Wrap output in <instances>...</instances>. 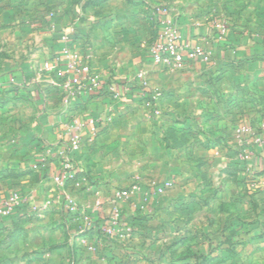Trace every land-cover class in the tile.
I'll return each mask as SVG.
<instances>
[{
    "label": "rangeland",
    "instance_id": "obj_1",
    "mask_svg": "<svg viewBox=\"0 0 264 264\" xmlns=\"http://www.w3.org/2000/svg\"><path fill=\"white\" fill-rule=\"evenodd\" d=\"M89 1L0 0V154L40 134L41 102L22 75L29 68L40 71L44 62L40 61L43 58L42 45L49 41L50 35L60 36L62 28H71L64 32L71 34L73 43L76 44L75 30L78 36L82 35V44L86 46L94 30L95 23L92 22H96L90 13L85 12L87 7L104 8L106 17L99 14L96 19L110 20L114 34L127 27L126 12L118 14L116 11L118 1L100 0V3L94 2L96 4H89ZM123 1L124 9L129 6L142 11L166 8L171 12L188 13L192 19L213 26L223 24L231 34L251 38L258 46L254 54L235 59L221 68L215 79L208 80L211 84L208 95L199 106L192 104L189 112L169 113L144 107L141 120L149 128L140 129L141 143L138 146L128 145L130 140L126 139L127 152H133L132 155L135 152H145L147 156L154 154V136H157L159 144L176 151L178 157L182 154L181 147L187 144L190 156L195 157L192 153L200 144H208L207 141L214 140V136L225 142L245 124L252 125L254 136L264 139V0ZM82 44L75 46L78 52L85 49L88 52L92 48L89 45L79 49ZM238 144V147L243 146ZM257 147H251L252 154L256 153ZM110 149L113 152L117 147L113 145ZM202 156L177 162L176 170H183L179 168L184 166L183 175L176 176L172 183L165 178V161H159L153 178L146 175L149 171L143 170L141 174L138 167L147 165L148 160L124 161L125 175L118 171V175L112 178L115 173L112 164L117 166L120 163L115 161L116 157L114 161L103 158L102 164H109L106 171L110 176L92 178L97 181L95 183L108 186L111 197L113 192L127 189L134 183L139 186L140 180L142 185L139 187L142 188L143 180H146L147 192L139 200L144 210L135 214L151 220L149 225L142 226L143 232L152 234L151 240L141 242L142 252H145L141 255L142 261L148 263L149 259H154L155 264H264V190L258 186L256 178L225 160L224 155L214 153L213 156L218 157L216 160L204 156V153ZM169 182L161 193L155 191ZM99 196V193L92 195V201L97 202ZM121 210L124 208L113 207L109 217L113 218L115 214L119 218L121 215L130 216ZM21 226L26 225L20 224L7 233L0 230V264H102L100 243L106 237L98 231H95L97 237L88 241L85 248L76 247L74 251L65 252L60 249V244L42 247L41 240L49 237L47 232L38 230L40 226L29 227V233L19 230ZM74 232L78 234V230ZM148 250L151 257L147 255Z\"/></svg>",
    "mask_w": 264,
    "mask_h": 264
},
{
    "label": "crops",
    "instance_id": "obj_2",
    "mask_svg": "<svg viewBox=\"0 0 264 264\" xmlns=\"http://www.w3.org/2000/svg\"><path fill=\"white\" fill-rule=\"evenodd\" d=\"M115 1L119 3L117 13L126 12L127 15L128 24L123 31H116L117 34H114V26L110 20L96 19L99 14H102V18L107 15L106 10L99 9L100 7L85 9L96 21L92 22L95 26L92 28L91 40H84L88 43L86 46L92 45L88 52L82 44V35L78 36L73 31L76 39L74 46L82 44L79 49L83 47L85 50L79 52L88 57L92 70L101 77L103 86L98 92L72 98L62 89L61 80L56 74L35 72L29 68L22 75V79L35 91L38 102H41L40 134L27 143L13 145L7 152L0 154V202L13 191H18L23 197V202L10 215L0 217V230L7 233L24 224L26 226H21L19 230L29 233V227L40 226L38 230L47 232L49 237L41 240L42 247L53 243L56 247L60 244V249L70 252L76 247L85 248L88 241L92 242L97 237L95 231H98V227L110 224L112 208L121 207L126 211L125 215L130 216L121 215L115 234L110 237L105 235L104 241L101 240L102 264H155L154 259H149L148 263L141 259V255L145 253L142 252L141 242L151 240L152 235L150 232H143L142 226L149 225L151 220L135 215L140 213V209L144 210L139 200L147 192L144 187L146 180H143L142 188L141 180L138 182L140 187L136 195L114 206L110 201L108 186L102 182L95 183L97 181L92 177L110 176L106 171V165L109 164L103 165V158L114 161L116 157L115 161L120 163L117 166L112 164V172H115L112 173V178L118 175V171L125 175L124 161L148 160L147 165L140 164L138 167L141 174L145 170L149 171L146 174L149 178L156 177L153 174L159 167V161H165V178L172 183L176 176L183 175L184 166L179 168L183 170H176L177 162L199 159L198 157H203V153L216 160L218 157L213 156L216 153L218 156L224 155L225 160L256 178L258 186L264 190V145H256V153L247 159L243 156L245 146L238 147L240 141L236 132L225 142L214 136V140L207 141L208 144H200L198 152L196 151L199 154L192 153L196 159L190 156L188 144L181 147L182 154L178 157L176 151L161 146L157 136H154L156 148L152 155L147 156L145 152H135L132 155L130 153L133 152L125 150L128 142L126 139L130 140L128 145L138 146L141 143L140 129L149 128L141 120L144 107L152 111L159 108L169 113L189 112L192 104L199 106L208 95L211 85L208 80L235 59L254 54L258 46L251 38L236 36L229 30L220 37L212 24L196 21L188 13L172 10L170 12L175 18L182 42L191 47L208 49L212 56L209 63L186 61L180 70L170 71L156 65L149 56L150 46L160 30L158 16L151 10L142 11L130 6L124 9L123 0ZM70 29L61 30L64 32ZM109 39L112 45L108 42ZM60 45L59 36L50 35L49 41L42 45L43 58L40 61L56 58ZM110 87L117 97L109 92ZM76 120L80 123L96 121L100 133L97 137H92L89 130L85 129L81 135V149L71 153L68 131ZM245 126L252 129L251 124ZM245 139L247 137L244 136L243 140ZM113 145L117 149L112 152L110 148ZM209 147L211 150L207 151ZM251 147L253 146L249 150ZM67 159L74 162L77 171L74 178L65 183L63 190L53 178ZM42 162H45L43 168L40 167ZM95 193L100 195L97 202L91 199ZM60 197L64 199L61 200ZM65 198L71 200L72 205ZM76 230L78 234L74 232ZM150 252L148 250L149 257Z\"/></svg>",
    "mask_w": 264,
    "mask_h": 264
},
{
    "label": "built area",
    "instance_id": "obj_3",
    "mask_svg": "<svg viewBox=\"0 0 264 264\" xmlns=\"http://www.w3.org/2000/svg\"><path fill=\"white\" fill-rule=\"evenodd\" d=\"M154 14L158 16L160 30L156 41L150 48V57L152 61L167 70H180L186 61L209 63L211 61V52L203 47H191L182 42L181 36L178 32V26L172 13L164 8H153ZM215 29L219 36L223 37L226 34V27L223 24H215ZM60 50L56 58L46 60L43 62L40 72L46 74H56L61 80L62 89L72 98H81L92 95L98 92L103 84L101 77L92 71L90 62L85 59L76 49L69 32H62L59 36ZM109 92L117 97L112 87ZM149 105V104H148ZM88 129L91 136H95L99 132L96 121L90 120L86 123L74 121L70 126L69 133V150L71 153L78 152L81 149V135L82 132ZM237 137L243 146V156L250 158L253 154L249 150L250 146H263L264 140L261 137L254 136L252 129L249 126H241L237 129ZM247 139L243 140V137ZM40 167H45V162H42ZM76 174V166L71 159L63 162L60 172L54 176V182L64 190L65 183L73 179ZM160 186L155 189L158 193L162 192V188L168 187ZM139 191L138 184L134 183L129 188L113 192L111 200L112 204L116 206L119 203L126 202L133 195ZM72 205L71 200H67ZM23 202V197L18 191L10 192L0 202V217L10 215ZM119 216L115 214L110 220V225L107 226L103 233L106 236H113L115 229L119 227ZM93 248H90L92 250Z\"/></svg>",
    "mask_w": 264,
    "mask_h": 264
},
{
    "label": "trees",
    "instance_id": "obj_4",
    "mask_svg": "<svg viewBox=\"0 0 264 264\" xmlns=\"http://www.w3.org/2000/svg\"><path fill=\"white\" fill-rule=\"evenodd\" d=\"M96 1H98V3L101 2L100 0H90V1H89V2H90L89 4H92V3H93V4H96V3H94V2H96ZM109 225H110V224H109ZM109 225H108V226H109ZM103 227H106V225H103L102 228L99 226V227H98V228H99V229H98V232H99V234H101V235L104 236V233H103V230H104V229H103ZM104 237H106V236H104Z\"/></svg>",
    "mask_w": 264,
    "mask_h": 264
}]
</instances>
